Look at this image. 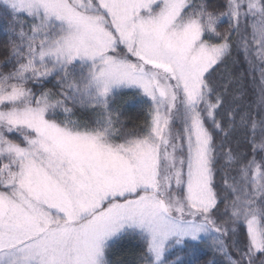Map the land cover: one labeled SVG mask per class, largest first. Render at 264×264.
Here are the masks:
<instances>
[{
  "label": "snow or ice",
  "instance_id": "snow-or-ice-1",
  "mask_svg": "<svg viewBox=\"0 0 264 264\" xmlns=\"http://www.w3.org/2000/svg\"><path fill=\"white\" fill-rule=\"evenodd\" d=\"M0 4V264H114L124 241L139 264H201L202 245L203 264H264V0ZM234 53L259 70L248 153L225 151L236 110L219 119ZM125 89L147 105L132 129Z\"/></svg>",
  "mask_w": 264,
  "mask_h": 264
},
{
  "label": "trees",
  "instance_id": "trees-1",
  "mask_svg": "<svg viewBox=\"0 0 264 264\" xmlns=\"http://www.w3.org/2000/svg\"><path fill=\"white\" fill-rule=\"evenodd\" d=\"M10 22V16L7 14L4 6L0 4V65L3 64L8 55V48L6 47L9 32L8 26ZM226 26V23H225ZM7 70V69H3ZM217 83L225 84L230 77H236V81L228 83V94L226 95V104L222 112L221 123H225V118L227 115V109L229 107L236 110L237 126L235 130L225 128L229 133L226 143L225 151L229 149L235 152H250L251 145L249 143V133L248 130L244 129L239 125V112L248 108L254 100H256L257 94L259 92L258 81H259V70L253 72L250 68L247 60L245 59L243 53H234L233 59L229 63L215 74ZM255 77V79L253 78ZM56 80L50 78L49 82L45 84L46 88L55 90ZM134 90H122L113 101V109L118 110V114L121 120L127 128L132 129L137 125H142L145 119V112L147 105L143 104L144 98L142 96H135ZM76 118L81 119L85 122H91L94 119V114L91 110L77 109ZM210 123V122H209ZM220 134L217 137V142H221ZM221 163H225L224 160ZM235 175V171L232 172ZM219 179V177H218ZM178 249H174L175 253ZM139 253L140 244L138 241H124L117 246L112 259L114 264L123 261V264H139ZM212 259V253L206 246H201L200 248V261ZM219 262L220 257H216Z\"/></svg>",
  "mask_w": 264,
  "mask_h": 264
}]
</instances>
